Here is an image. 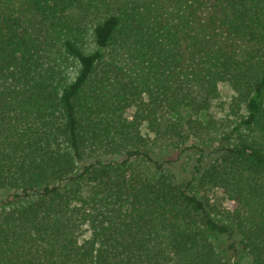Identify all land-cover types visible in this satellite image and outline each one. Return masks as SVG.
Listing matches in <instances>:
<instances>
[{
  "label": "trees",
  "instance_id": "16d2710c",
  "mask_svg": "<svg viewBox=\"0 0 264 264\" xmlns=\"http://www.w3.org/2000/svg\"><path fill=\"white\" fill-rule=\"evenodd\" d=\"M105 1L0 0V264H264V0ZM222 83L235 124L178 180L165 114Z\"/></svg>",
  "mask_w": 264,
  "mask_h": 264
},
{
  "label": "rangeland",
  "instance_id": "374dc122",
  "mask_svg": "<svg viewBox=\"0 0 264 264\" xmlns=\"http://www.w3.org/2000/svg\"><path fill=\"white\" fill-rule=\"evenodd\" d=\"M92 1L94 10L92 14L102 12L107 5H105V0ZM1 83L2 81H0V85ZM196 88L188 87L192 92L191 95L195 96L193 92L198 90ZM219 88V97L208 100L207 106L200 110L185 106L181 108L179 115L174 113L165 114L168 120H176L181 123L179 132L182 135L178 137V134L173 133L172 140L167 142L170 147L159 150L158 157H160L164 169L173 172L178 180L186 181L189 179L199 149L205 151L206 157L203 163H207L211 158L212 149L219 144L221 136L229 132L235 124L227 108L232 90L226 83L220 84ZM145 130L144 126L143 131ZM149 134L152 135L150 132ZM234 137H237V135ZM202 193L206 195L211 205L216 207L217 210L215 209V212H213L216 219L223 221L221 211L229 207L226 196L215 188L206 189ZM227 244L228 241L225 239L224 243L221 244L222 249L227 248ZM226 252L228 253V251ZM233 256L237 264H246V257L242 254L234 253Z\"/></svg>",
  "mask_w": 264,
  "mask_h": 264
}]
</instances>
